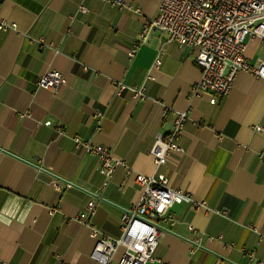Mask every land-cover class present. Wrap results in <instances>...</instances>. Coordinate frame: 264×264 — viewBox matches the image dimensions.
<instances>
[{
  "label": "crops",
  "instance_id": "obj_1",
  "mask_svg": "<svg viewBox=\"0 0 264 264\" xmlns=\"http://www.w3.org/2000/svg\"><path fill=\"white\" fill-rule=\"evenodd\" d=\"M160 1L124 0L130 9L98 0L2 1L0 20L16 29L0 31V264H97L89 257L95 241L79 220L87 202L100 197L88 226L113 238L123 212L139 203L133 176L121 168L107 180L96 157L74 148V137L107 147L134 174H163L169 188L206 202L172 208L176 224L150 264L264 263V133L256 131L264 130V80L239 73L226 96H193L195 52L167 44L162 31L146 41L149 28L129 58ZM158 50L161 65L151 70ZM262 57L264 44L249 41L246 60ZM48 71L66 81L54 96L35 87ZM119 84L143 87L145 98L119 92ZM96 110L104 115L98 130ZM176 112L188 115L184 153L169 154L155 170L150 151Z\"/></svg>",
  "mask_w": 264,
  "mask_h": 264
},
{
  "label": "built area",
  "instance_id": "obj_2",
  "mask_svg": "<svg viewBox=\"0 0 264 264\" xmlns=\"http://www.w3.org/2000/svg\"><path fill=\"white\" fill-rule=\"evenodd\" d=\"M2 1L0 0V6ZM98 1L130 9L124 0ZM86 11L84 5H79L77 8L79 14H84ZM151 25L161 29L167 44H175L179 48L188 47L195 52L194 63L200 71V79L191 87L190 93L193 96L211 93L217 97H224L229 93L239 73L264 80V57L255 64H250L245 58L249 41L257 40L264 44V0H161L157 16L147 23L138 43L128 50L129 58L134 57ZM15 29V24L0 20V31ZM31 40L37 43L41 50L47 46L43 38ZM162 54L163 51L158 50L151 70L160 67ZM65 85V79L57 71H48L35 82L36 88L44 89L53 96ZM117 89L119 92L129 90L137 100L145 98L143 87L129 88L119 84ZM166 114L165 109L163 115ZM103 117V113L99 110H96L92 116L96 130L100 128ZM187 119L186 112H176L171 131L166 135L156 136L150 151L155 170L165 165L169 154L184 153L179 140ZM44 125L50 126V123L45 122ZM256 131L264 133L260 127H257ZM60 134L64 135L63 132ZM72 141L75 149L82 148L87 154L98 159V172L107 180L122 168L125 169L128 177L133 176L134 183L141 191L139 203L123 212L120 234L116 238L104 236L93 226H88V221L94 215L101 199L98 195H94L87 202L86 215L79 220L88 227L89 236L95 241L89 257L97 264H111L119 248L123 251L117 264L157 262L154 252L159 241L171 232V228L176 224L175 217L171 214L172 208L176 205H187L193 209L207 206L206 202L195 200L185 191L169 188L168 180L163 174L156 172L149 176L134 174L124 161L115 158L107 147L82 141L77 137ZM261 156L264 158V152ZM55 188L60 190L63 184L57 183ZM208 212L226 217V211L208 209ZM251 230L254 231L253 228ZM194 243L197 244V241ZM245 256L250 260L253 258L252 254Z\"/></svg>",
  "mask_w": 264,
  "mask_h": 264
},
{
  "label": "water",
  "instance_id": "obj_3",
  "mask_svg": "<svg viewBox=\"0 0 264 264\" xmlns=\"http://www.w3.org/2000/svg\"><path fill=\"white\" fill-rule=\"evenodd\" d=\"M155 31H161V29L158 28V27H156V26H154V25H151L150 28H149V31H148V34H147L145 40L148 41L149 38H150V36H151Z\"/></svg>",
  "mask_w": 264,
  "mask_h": 264
}]
</instances>
